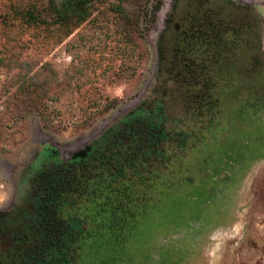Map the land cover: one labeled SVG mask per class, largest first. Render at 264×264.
<instances>
[{
  "label": "rangeland",
  "instance_id": "rangeland-1",
  "mask_svg": "<svg viewBox=\"0 0 264 264\" xmlns=\"http://www.w3.org/2000/svg\"><path fill=\"white\" fill-rule=\"evenodd\" d=\"M48 2L0 0V219L35 204L37 167L87 159L138 117L167 131L135 138L128 150L158 168L159 190L115 264H264V0H86L87 18L70 30L27 25L16 13ZM196 13L221 43L231 34L219 49L185 48L186 60L212 64L193 71L206 84L189 91L205 95L208 110L192 117L185 81L157 63L173 53L170 33ZM211 49L223 53L212 59ZM167 138L179 147L170 155Z\"/></svg>",
  "mask_w": 264,
  "mask_h": 264
},
{
  "label": "trees",
  "instance_id": "trees-1",
  "mask_svg": "<svg viewBox=\"0 0 264 264\" xmlns=\"http://www.w3.org/2000/svg\"><path fill=\"white\" fill-rule=\"evenodd\" d=\"M158 6L159 1L154 10ZM16 13L27 25H56L67 30L77 27L88 16L86 0H63L58 4L49 0L44 8L32 5ZM187 22L185 48L189 50L197 44L208 48V34L195 36L197 32H210L208 16L196 13ZM213 22L219 25L216 19ZM172 32L173 53H159L158 69L169 64L175 75L183 72L186 92L192 96L186 101L183 95V102H187V112L193 117L206 108L199 100L205 95L189 91L206 84L193 71H210L212 64L188 57L181 70L176 59L177 37ZM166 132L160 128L156 134L139 123L138 117H129L108 133L87 159L70 163L50 161L37 167L30 185L35 204H24L11 216L0 219V264H87V253L92 257L89 264H115L135 217L159 190L158 168L147 165L144 156L139 158L128 151L130 144L144 134L161 139ZM166 140L164 151L169 155L179 149ZM169 172L166 169L164 176L170 178ZM80 220L85 224L83 229ZM85 242H89L87 247ZM99 249L105 250V254L95 255Z\"/></svg>",
  "mask_w": 264,
  "mask_h": 264
},
{
  "label": "flooded vegetation",
  "instance_id": "flooded-vegetation-1",
  "mask_svg": "<svg viewBox=\"0 0 264 264\" xmlns=\"http://www.w3.org/2000/svg\"><path fill=\"white\" fill-rule=\"evenodd\" d=\"M185 20H187L186 18H182L181 19V22H180V26L179 27H177L178 29H177V49H176V59H177V62L179 63V68L181 69V70H183L184 68V63H185V61H187L186 60V56H185V42H186V37H187V35H188V33H187V27H186V29H185V26L183 25V22L185 21ZM208 34V36L210 37V41L209 42H211V47L210 48H213L214 49V47H212L213 45H216V48L215 49H219V47L220 46H218V44H221L222 45V47H223V45L224 46H226L227 44H228V42L230 43V41H229V35L231 34L230 32H229V30H227V31H223V33H222V43H221V38L219 37V36H216L215 35V31H212V30H210V32H208L207 33ZM198 36H199V33L197 34ZM233 38L231 39V41L233 42V43H237L238 42V45H241L242 44V42L244 41V39H243V37H241V35L240 34H235L234 32L232 33V35H231ZM224 48H226V47H224ZM216 52H217V54H216ZM220 52H222L223 53V50H221V51H219V50H217V51H212V49H211V52H210V55H211V58L212 59H214V58H216L217 59V56L219 55V53ZM175 79H176V83H184V79H183V72L181 71L178 75H175Z\"/></svg>",
  "mask_w": 264,
  "mask_h": 264
}]
</instances>
